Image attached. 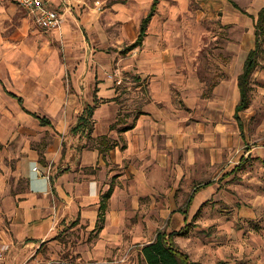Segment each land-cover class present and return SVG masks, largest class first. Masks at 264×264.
Instances as JSON below:
<instances>
[{
	"label": "crops",
	"instance_id": "obj_1",
	"mask_svg": "<svg viewBox=\"0 0 264 264\" xmlns=\"http://www.w3.org/2000/svg\"><path fill=\"white\" fill-rule=\"evenodd\" d=\"M154 1L149 22L156 13L157 1L152 0L136 22L131 43ZM55 4L63 8L59 0ZM18 6L0 0V247L8 250L9 264L24 262L36 243H48V253L58 256L70 249L68 264H101L110 256L123 259L129 205L139 206L143 196L151 198L163 188H172L166 200L174 204L176 181L186 179L191 167L208 170L196 152L199 145L207 146L206 140L223 144L232 135L242 139L248 107L236 116L237 77L255 37L241 62L230 53L217 55L215 67L224 69L226 76L215 83L214 96L207 99L196 97L204 83L193 68L195 80L186 84V51L173 53L157 46L144 51L139 75H150L149 100L132 126L123 130L128 118H119L120 87L102 76L106 71L95 74L83 67H64L60 55L48 49L49 30L25 8L27 15L20 13ZM147 30L142 43L129 51L144 45ZM89 105H95L91 132L85 127L73 132ZM188 118L194 121L187 122ZM215 183L205 180L195 188L186 202L188 214L193 203L201 211L205 194ZM253 210L241 211L251 215ZM172 212L187 213L176 207ZM188 229L178 226L168 234L178 245L176 237ZM67 232L72 239L61 243ZM142 246L139 253L148 264Z\"/></svg>",
	"mask_w": 264,
	"mask_h": 264
},
{
	"label": "rangeland",
	"instance_id": "obj_2",
	"mask_svg": "<svg viewBox=\"0 0 264 264\" xmlns=\"http://www.w3.org/2000/svg\"><path fill=\"white\" fill-rule=\"evenodd\" d=\"M68 1L60 27L45 32L48 49L60 55L64 67H83L95 74L106 71L102 76L123 92L119 118H128L124 120L128 124L149 100L150 75H139L144 51H151L153 46L170 48L173 53L186 51V84L192 85L189 81L195 80L193 68L204 83L196 97L212 98L215 83L226 76L224 69L215 67L217 55L230 53L242 61L254 44L252 16L264 5V0H156V13L147 26L144 45L129 51L137 21L146 14L152 0ZM19 6L20 13L27 15ZM128 21L130 25L126 27ZM125 28L127 32L123 33ZM147 59L150 61V57ZM259 62L251 79L250 105L244 110L242 139L232 135L223 144L206 140L207 146L199 145L196 152L205 159L201 165H207L208 170L191 167L186 171V179L180 178L173 187L174 204L166 200L172 188H163L151 198L143 196L139 206L129 205L125 244L120 251L123 259L110 256L101 264H146L139 253L142 244L152 239L157 230L168 233L186 225L188 233L176 240L190 259L201 264H264V43ZM190 121L194 118L187 119ZM217 121L214 118L212 122L215 125ZM198 144L199 138H195L194 145ZM205 180L216 183L205 194L201 211L193 203L188 214L187 199ZM174 207L186 209L187 215L169 213ZM251 207V215L241 211ZM162 208L167 213H161ZM93 237V233L89 234L90 240ZM71 239L67 232L59 240L66 243ZM33 248L26 259L31 263L68 264L70 249L58 256L48 253V243H36ZM117 252L113 253L118 255Z\"/></svg>",
	"mask_w": 264,
	"mask_h": 264
},
{
	"label": "trees",
	"instance_id": "obj_3",
	"mask_svg": "<svg viewBox=\"0 0 264 264\" xmlns=\"http://www.w3.org/2000/svg\"><path fill=\"white\" fill-rule=\"evenodd\" d=\"M154 5L155 1L148 14L140 23V30L136 40L131 43L128 48H133L142 43L146 34L147 24L153 14ZM235 6L237 5L235 4ZM252 17L254 18L255 45L248 51L243 63L242 71L237 77L239 101L236 105V116H238L239 111L246 109L250 105L252 91L251 79L254 71L259 66L260 56L263 53L264 5L260 7L256 15ZM97 102L98 100L96 98L95 104H97ZM94 107L95 105L85 107L84 114L79 118L78 123L72 127L73 132L78 131L81 127H85L88 129V132H91L93 128L92 113ZM134 119L135 118H133V121ZM133 121L122 129L124 130L131 127ZM141 250L143 257L148 264H199L198 262L192 261L188 253L182 251L173 241L172 236L165 231H158L153 241L143 245Z\"/></svg>",
	"mask_w": 264,
	"mask_h": 264
},
{
	"label": "built area",
	"instance_id": "obj_4",
	"mask_svg": "<svg viewBox=\"0 0 264 264\" xmlns=\"http://www.w3.org/2000/svg\"><path fill=\"white\" fill-rule=\"evenodd\" d=\"M20 6L25 8L33 17L34 21L46 30H55L60 27L63 19V11L68 0H59L63 8L55 4V0H15ZM7 249L0 247V264H9ZM20 264H35L28 260Z\"/></svg>",
	"mask_w": 264,
	"mask_h": 264
}]
</instances>
